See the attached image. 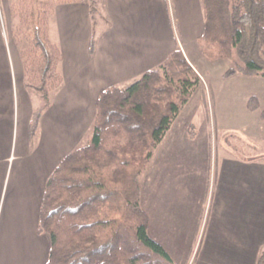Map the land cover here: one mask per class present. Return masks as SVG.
Returning <instances> with one entry per match:
<instances>
[{
    "label": "trees",
    "instance_id": "1",
    "mask_svg": "<svg viewBox=\"0 0 264 264\" xmlns=\"http://www.w3.org/2000/svg\"><path fill=\"white\" fill-rule=\"evenodd\" d=\"M94 0H17L13 40L19 47L26 89L43 102L32 113L37 133L49 96L63 79L62 56L49 39L54 6ZM204 25L197 46L208 61L232 60L223 78H264V0H201ZM94 37L91 39V50ZM199 76L180 49L125 88L99 94L88 144L64 156L46 180L37 225L50 240L45 264H174L148 234L141 207V175ZM249 109L257 110L255 98ZM264 117V112L261 113ZM257 264H264V251Z\"/></svg>",
    "mask_w": 264,
    "mask_h": 264
},
{
    "label": "crops",
    "instance_id": "2",
    "mask_svg": "<svg viewBox=\"0 0 264 264\" xmlns=\"http://www.w3.org/2000/svg\"><path fill=\"white\" fill-rule=\"evenodd\" d=\"M94 2L99 7L96 15L100 26L96 33L88 2L54 6L48 34L51 43L61 52L58 70L63 82L49 96V106L43 111L33 138L29 137L28 127L37 106L24 86L20 51L13 40V4L8 0L1 2L6 31L2 33L0 29V264L47 262L50 240L46 234L37 231L45 183L60 160L89 137L101 91L109 86H129L146 71L161 65L176 49L183 52L190 64L193 63L188 56L189 48L196 49L204 25L201 0ZM167 133L161 141L165 140V144L160 143L161 147L152 153L147 174L170 171L165 151L174 147L170 145L177 132L173 131L172 137ZM189 138L194 139L195 134L191 133ZM227 158L224 166L245 168L246 177L233 188L231 176L219 175L220 189L211 201L212 208L210 206L213 218L238 217L239 229L256 233L251 227L253 200L262 203V199L253 197L251 170L252 163L260 162L262 156L254 160L252 157ZM262 162L256 164L260 170ZM10 174L13 177L7 183L10 192L6 199L3 196L4 181ZM240 189L247 191V195H237ZM246 219L247 223H243ZM148 226L150 229L149 216ZM257 234L261 236L260 240L249 239L248 249L231 246L242 253L243 264H257L264 251V233L259 230ZM224 247L226 252L230 248Z\"/></svg>",
    "mask_w": 264,
    "mask_h": 264
},
{
    "label": "rangeland",
    "instance_id": "3",
    "mask_svg": "<svg viewBox=\"0 0 264 264\" xmlns=\"http://www.w3.org/2000/svg\"><path fill=\"white\" fill-rule=\"evenodd\" d=\"M8 1L10 4L17 2ZM1 2L0 29L5 33ZM94 6L99 9L96 4ZM92 16L96 33L100 23L95 13ZM17 22L14 18V25ZM188 56L193 60L194 65L191 64L200 82L167 133L172 137L171 133L177 132L170 145L174 147L165 151L170 171L147 174V166L141 175L140 203L150 218L147 232L166 248L174 264H239L240 261L243 264L242 253L231 246L248 249L249 239L256 242L261 238L257 234L259 230L264 233V117L261 116L264 112V78L239 74L223 78V73L236 58L208 61L198 46L193 50L190 47ZM26 90L32 103L39 107L42 97ZM251 98H255L258 106L254 112L249 109ZM191 133L195 134L192 140L189 138ZM91 135L92 129L80 146L88 144ZM161 143L165 144V140ZM226 150L230 152L226 153ZM259 155L262 160L252 163V193L253 197L259 196L262 203L253 200L251 227L256 229V233H252L239 229L238 217H235L238 220L214 219L211 201L220 189L219 175L231 176L233 188L246 177L247 169L224 166L227 156L252 157L254 160ZM261 162L260 170L256 164ZM12 177L11 174L5 177L3 196L6 199L10 192V189L7 191V183ZM237 195L245 196L247 191L240 189ZM242 222L247 223V219ZM224 246L231 249L226 252Z\"/></svg>",
    "mask_w": 264,
    "mask_h": 264
}]
</instances>
